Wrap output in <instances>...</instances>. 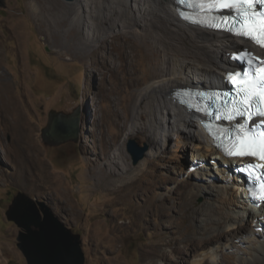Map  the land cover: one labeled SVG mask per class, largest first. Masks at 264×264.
Returning a JSON list of instances; mask_svg holds the SVG:
<instances>
[{
	"label": "rangeland",
	"instance_id": "1",
	"mask_svg": "<svg viewBox=\"0 0 264 264\" xmlns=\"http://www.w3.org/2000/svg\"><path fill=\"white\" fill-rule=\"evenodd\" d=\"M46 2L54 9V20L74 17L68 2ZM3 4H0L2 71L16 92H25L34 141L61 188L60 194L53 196L52 191H40L31 183L17 182L15 137L5 131L0 118V264H28L19 248L21 229L8 218V211L20 193L46 204L82 237L85 264H198L205 258V250L199 248L197 252L196 248L203 246V238L214 237L218 228L215 222L221 221L227 230L238 226L222 218V213L227 209L224 202L238 203L241 192L230 187L239 183L224 179L220 172L225 174L226 168L211 152H205L206 158L194 159L201 141H184L179 128L171 130L169 118L164 115L160 117L162 125L130 135L127 130H132L135 124V96L140 86L128 82L130 78L122 62L115 63L114 70L97 68L92 61L85 60L86 55L67 53L79 42L80 25L69 22L61 28V35H48L27 10V0H4ZM14 30L25 36L28 79L21 76ZM188 32L193 36L192 31ZM224 35L215 37L220 39ZM225 38L233 39L227 35ZM190 39L185 41L186 48L196 51ZM128 91L132 94V107L128 127L124 129L114 125L111 116L116 101L120 107L122 100L127 104ZM60 118L70 123L56 124ZM55 129H59L57 136ZM133 143L140 155L146 150L138 164L129 151ZM108 156H120L119 167L126 165L130 169L123 181L115 179L112 189H117L116 193L99 184L100 170ZM225 175L238 178L235 169ZM65 193L75 210L68 207L69 211H63L64 204L55 201ZM230 207L234 209L230 210L234 218L245 219L248 233L239 231L237 239L225 236L212 243L219 261L206 260L202 264H239L242 258L252 259L264 245V223L245 217L243 207ZM192 239L196 240L195 249Z\"/></svg>",
	"mask_w": 264,
	"mask_h": 264
},
{
	"label": "bare ground",
	"instance_id": "2",
	"mask_svg": "<svg viewBox=\"0 0 264 264\" xmlns=\"http://www.w3.org/2000/svg\"><path fill=\"white\" fill-rule=\"evenodd\" d=\"M27 1L29 5L27 10L48 35H61V28L69 22L81 26L79 42L75 43L72 49L67 52L70 55L72 53L84 54L86 55L85 60L92 61L93 66L108 67L110 70H114L115 63H123L130 78L128 82L140 86L135 96V124L132 130H127L130 135L144 131L149 132L151 126L162 125L160 117L164 115L165 118H169L171 130L179 128L177 130L185 137L182 138L184 141H201L194 159L206 158L208 156L205 155V152H211L215 159L221 161V165L224 164L226 168L224 171L230 175V171L234 170L231 162L211 147L208 139L200 130V122L197 121L199 117L178 103L175 94L179 89L186 87L203 89L220 87L225 74L233 67L227 54L240 51V43H243L241 40L233 38L228 41L225 35L216 39L215 34L222 33L185 23L180 18L177 0H74L68 3V8L74 17L69 19L59 17L58 20L52 18L54 9L48 5L46 0ZM55 1L59 2V0ZM18 30L17 32L14 30L12 36L17 39L18 43L22 79H28L29 71L24 56L25 36ZM188 31H192L193 36L190 37L191 33L189 34ZM187 39L195 43L196 51L187 50L185 43ZM218 46L219 48H217ZM2 67L3 55L0 51V118L5 131L12 132L15 137L17 182L21 185L31 183L37 190L52 191L53 196L58 195L60 194L58 190L61 187L55 183L52 173L49 172L41 157L40 147L34 141V130L28 121L30 109L25 102V92L15 91L8 75L2 71ZM204 84L207 85L205 88ZM126 94L127 104H123L122 100V107H120L116 101L111 116L113 124L124 129L128 127V114L132 107L130 105L132 94L130 91ZM145 102L146 104H144ZM114 117L116 118L114 119ZM195 120L198 122L197 124ZM181 126L185 128H181ZM158 143L159 140H157ZM122 153L125 155L123 151ZM117 159L119 160L120 156L115 158L108 156L104 167L100 170L99 184L108 187L113 193L117 192V189H112L116 184L115 179L119 178L120 181H123L124 175L130 171L126 165L124 168L119 167L120 162ZM118 169L121 170V174L118 173ZM220 174L231 183L234 181L239 183L230 189L239 190L241 197L238 203L232 201L230 205L243 207L246 210L245 217H253L255 221L258 220L259 224L264 223V219H261L264 217V206L259 209L247 203L242 189L244 184L240 178H233L221 172ZM55 201L64 204L63 211H69L68 207L75 210V205L69 199L68 193L57 196ZM224 204L229 210L226 209L222 213V218L229 222H236L238 226L227 230L221 221L215 222L218 228L214 237L203 238V246L196 248L197 252L200 251L199 248L205 250L203 254L205 258H201L198 264H202L206 260L209 262L219 261L216 251L214 252L211 247L212 243H218V240L225 236L239 238V231L248 233L245 219L242 216L234 218L230 212L234 209L228 202H224ZM233 230H236V233ZM262 234L264 236V232ZM190 241L195 249L196 240ZM256 252L252 259L242 258L239 264H264V245ZM238 253L239 251H237ZM148 256L150 258V255Z\"/></svg>",
	"mask_w": 264,
	"mask_h": 264
},
{
	"label": "snow or ice",
	"instance_id": "3",
	"mask_svg": "<svg viewBox=\"0 0 264 264\" xmlns=\"http://www.w3.org/2000/svg\"><path fill=\"white\" fill-rule=\"evenodd\" d=\"M180 3L194 2L201 6L211 19L192 21L217 31H226L255 44L264 52V0H179ZM247 6V7H245ZM183 15V14H181ZM257 17L259 19H257ZM219 21V23H215ZM234 21L232 24L225 22ZM238 25V26H237ZM250 57V59H248ZM242 68L226 74L227 91H198L197 103L204 102L203 116L208 118L204 127L214 142V147L229 159L259 160L239 168L250 183L264 188V56L242 49L239 56L230 57ZM220 103L217 104L216 101ZM216 121L215 132L211 121ZM227 123L229 127H225ZM226 138V144L222 143ZM248 169L258 170L255 175ZM250 193L252 192L249 189ZM253 199L264 200V195Z\"/></svg>",
	"mask_w": 264,
	"mask_h": 264
},
{
	"label": "water",
	"instance_id": "4",
	"mask_svg": "<svg viewBox=\"0 0 264 264\" xmlns=\"http://www.w3.org/2000/svg\"><path fill=\"white\" fill-rule=\"evenodd\" d=\"M68 3L74 0H64ZM4 0L0 4L4 5ZM70 123L65 119L56 120V124ZM68 131V130H67ZM59 129H55V136ZM129 151L138 164L145 157L140 155L135 143ZM8 218L21 229L19 248L28 264H85L82 237L66 226L46 204L38 203L25 193H20L8 211Z\"/></svg>",
	"mask_w": 264,
	"mask_h": 264
}]
</instances>
